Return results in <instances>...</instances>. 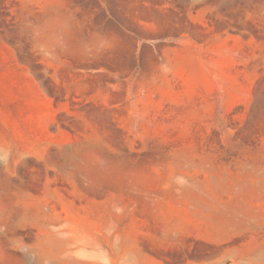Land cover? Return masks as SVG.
<instances>
[{"label":"rangeland","instance_id":"1","mask_svg":"<svg viewBox=\"0 0 264 264\" xmlns=\"http://www.w3.org/2000/svg\"><path fill=\"white\" fill-rule=\"evenodd\" d=\"M0 264H264V0H0Z\"/></svg>","mask_w":264,"mask_h":264}]
</instances>
